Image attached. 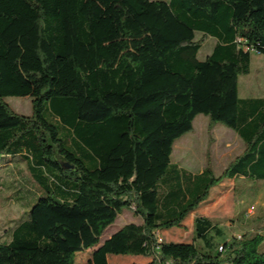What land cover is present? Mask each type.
Masks as SVG:
<instances>
[{
	"label": "trees",
	"instance_id": "obj_1",
	"mask_svg": "<svg viewBox=\"0 0 264 264\" xmlns=\"http://www.w3.org/2000/svg\"><path fill=\"white\" fill-rule=\"evenodd\" d=\"M91 1L0 0V163L18 156L26 174L18 173L39 194L0 230V264H75L88 249L79 264H112L109 254L145 264H264L262 235L215 248L216 223L195 214L224 180L264 181V97L238 95L251 53L264 57V0ZM112 4L148 44L100 51L98 27L123 23L108 16ZM204 38L213 47L199 59ZM25 96L29 114L4 99ZM198 114L243 142L219 175L209 162L198 172L171 162ZM124 209L141 222L101 241ZM191 215L192 241L160 238Z\"/></svg>",
	"mask_w": 264,
	"mask_h": 264
},
{
	"label": "rangeland",
	"instance_id": "obj_2",
	"mask_svg": "<svg viewBox=\"0 0 264 264\" xmlns=\"http://www.w3.org/2000/svg\"><path fill=\"white\" fill-rule=\"evenodd\" d=\"M87 1L90 5L94 3L91 0ZM112 6L113 9L108 12V16L112 17L113 12L119 14V19L123 23L112 20L98 27L100 51L108 55L134 50L139 44H148L145 34L140 30L137 33L136 27L131 22H126V16L125 19L123 18L121 9L124 8L119 4H112ZM126 13L130 15L127 11ZM129 27L132 28L130 35L132 39H129L127 32ZM137 38L138 41H136ZM198 38L200 34H197ZM212 47V39L204 38L198 53L199 59H204L211 52ZM238 95L242 98L264 97V57L262 55L256 52L251 53L250 71L248 74L239 76L238 79ZM4 99L18 113L29 114L31 111V99L28 96ZM243 147L242 140L232 129L219 122L210 124L207 116L198 114L193 120L192 129L175 140L171 162L191 172L200 171L209 162L214 174L219 175L224 167L242 152ZM21 162L18 156L1 159L0 230L6 226L9 227L24 216V211L29 210L39 196L30 187V183L18 173L19 169L24 175L26 174L24 165H18ZM15 191L17 196L22 197V201L15 200ZM195 214L205 215L216 223L219 234L213 236L215 248L231 238L238 239L259 234L262 235L263 241L258 246V251H264V181H249L243 178L224 180L211 190L208 200L197 208ZM192 217L193 215L188 217L181 228L173 227L161 231L160 238L173 242L192 241ZM131 222L138 224L141 219L134 216L132 210L124 209L116 220L105 228L100 240L103 241L107 235ZM196 243L198 246L201 244L198 240ZM91 251L92 249H88L77 253L75 264L86 262ZM107 259L112 264H145L150 260L147 257L121 254H109Z\"/></svg>",
	"mask_w": 264,
	"mask_h": 264
},
{
	"label": "built area",
	"instance_id": "obj_3",
	"mask_svg": "<svg viewBox=\"0 0 264 264\" xmlns=\"http://www.w3.org/2000/svg\"><path fill=\"white\" fill-rule=\"evenodd\" d=\"M220 249H222V247H220Z\"/></svg>",
	"mask_w": 264,
	"mask_h": 264
}]
</instances>
